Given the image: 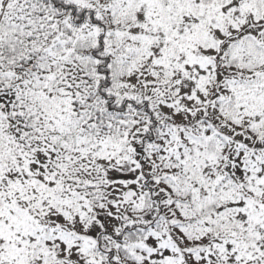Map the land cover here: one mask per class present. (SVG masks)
Here are the masks:
<instances>
[{
	"label": "snow or ice",
	"instance_id": "obj_1",
	"mask_svg": "<svg viewBox=\"0 0 264 264\" xmlns=\"http://www.w3.org/2000/svg\"><path fill=\"white\" fill-rule=\"evenodd\" d=\"M0 264H264V0H0Z\"/></svg>",
	"mask_w": 264,
	"mask_h": 264
}]
</instances>
